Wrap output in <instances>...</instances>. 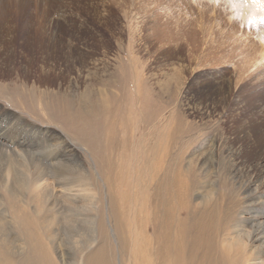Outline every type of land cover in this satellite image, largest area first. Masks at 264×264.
I'll return each mask as SVG.
<instances>
[{
  "label": "rangeland",
  "instance_id": "obj_1",
  "mask_svg": "<svg viewBox=\"0 0 264 264\" xmlns=\"http://www.w3.org/2000/svg\"><path fill=\"white\" fill-rule=\"evenodd\" d=\"M122 1L0 0V263L31 260L33 241L26 245L23 235L36 232L59 264H84L97 245L85 243L97 238L94 226L25 232L8 221L18 220L24 207L41 221L88 220L96 205L82 198L97 196L91 182L79 174L56 178L54 169L83 164L108 192L97 165L117 134L127 141L124 159L119 150L112 155L124 181L134 182L152 146L161 155L167 148L169 161L183 166L195 204L209 194L231 206L227 232L237 252L248 244L264 249V5ZM65 101L64 115L97 113L88 118L92 134L73 116L68 124L48 121L44 102L57 115L55 105ZM12 169L21 180L19 203L11 197ZM45 184L54 194L49 203L32 201ZM63 194L79 199L77 212L65 211ZM260 263L264 254L248 262ZM116 264L133 262L117 254Z\"/></svg>",
  "mask_w": 264,
  "mask_h": 264
},
{
  "label": "bare ground",
  "instance_id": "obj_2",
  "mask_svg": "<svg viewBox=\"0 0 264 264\" xmlns=\"http://www.w3.org/2000/svg\"><path fill=\"white\" fill-rule=\"evenodd\" d=\"M254 1L264 5V0ZM130 4L131 7L134 6L132 3ZM116 75L114 72L111 75V80L115 79ZM13 98L24 100L23 97L13 96ZM48 98L50 101L57 100L56 97ZM16 99H13V101H16ZM66 102H64V106L60 103L55 105L56 107L54 108L58 109H54L57 111V115L51 113L53 111L52 105L49 107V102H44V106L47 105L45 110H48L50 114L48 117L49 122L59 120L55 123L63 122V124H68L73 119L71 117L73 115H64V113L69 111V104ZM78 113L80 114L77 115ZM78 113L74 114L73 112L74 124L84 126V131L92 134L90 127H92L93 123L91 124L88 118L97 113L84 114L83 116L81 112ZM118 123L121 124L119 121ZM94 129L93 127V134H95ZM111 131L113 130L110 129ZM117 135H119V140L115 139L116 135H114V137L116 136L115 138L111 137L109 139L111 146L107 147L108 151L106 150L105 160H102L103 163H100L101 165H97L101 173L99 174L108 188V192H105L106 194L100 185L101 179L96 178L97 174L95 176L88 169L83 170V164H65L62 169H54L56 178L69 174H79L82 177L86 176V181L91 182L89 185L93 186L97 196L86 195L82 198L84 202L88 200L91 204L96 205L86 215L88 220L79 219V215H63V217L52 215V217L47 218V221L44 220L45 223L41 221V215L34 217L33 210L29 207H24L23 214H21L19 219H10L8 221L9 224L12 226L18 225L25 232L28 230L35 231L41 227H72L75 224L81 225V227L85 224L94 226L97 238L89 237L85 243L88 244L90 242V244L96 243L97 245L85 254L82 259L84 264H116L117 254L124 258L128 255L129 260L133 264H248L249 261L260 259V256L264 254L262 247L254 250L248 244L242 252H237L234 242L228 239L229 232L227 231L231 226V217L233 215L231 206H224L209 194L201 196L200 203L195 204L193 202V197L191 196L192 187L189 185L190 188L183 182L184 177L181 168L183 166L179 162L169 161L167 148L164 149V152L161 151L163 153L161 155L160 148L158 151L152 146L148 157L144 158L141 164L136 167L134 182L124 181L120 176L121 173L116 172V165L113 163L112 155L119 150L116 153L124 159L122 149L123 151L125 150L127 141L125 138L121 141L122 136L120 137V134ZM10 163L8 162V165ZM11 171L13 174L9 183L11 184L9 186L11 197L16 203H19L20 190L16 186H19L21 180L19 181L20 177L17 171H14V169ZM69 179L63 178V182ZM24 181L21 183L24 184ZM38 181H42V178ZM65 191L69 190L65 188ZM65 191L63 190V193ZM52 195L54 194L48 185H41L40 189L36 190V194L32 195V201H37L38 199L41 203H49ZM23 202L26 205H31L28 200H23ZM62 202L64 203L65 211L70 213L77 212L79 208L77 205L80 203L77 197L75 198L71 194H63ZM47 222L48 225H46ZM108 222L110 225H108ZM23 237L26 245L31 239L33 241L31 249L28 250L32 258L25 264H59L55 258L56 254L39 238L36 232L32 236L23 235ZM247 237H250V234ZM112 241L117 244L116 248L113 246ZM0 264L24 263L3 260Z\"/></svg>",
  "mask_w": 264,
  "mask_h": 264
}]
</instances>
